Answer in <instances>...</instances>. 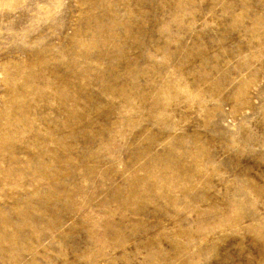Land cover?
Listing matches in <instances>:
<instances>
[{
	"label": "rangeland",
	"instance_id": "obj_1",
	"mask_svg": "<svg viewBox=\"0 0 264 264\" xmlns=\"http://www.w3.org/2000/svg\"><path fill=\"white\" fill-rule=\"evenodd\" d=\"M0 264H264V0H0Z\"/></svg>",
	"mask_w": 264,
	"mask_h": 264
}]
</instances>
